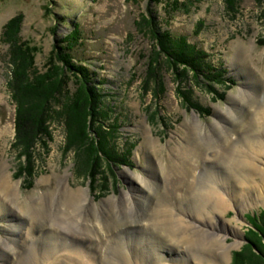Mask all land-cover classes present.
<instances>
[{
    "label": "rangeland",
    "instance_id": "rangeland-1",
    "mask_svg": "<svg viewBox=\"0 0 264 264\" xmlns=\"http://www.w3.org/2000/svg\"><path fill=\"white\" fill-rule=\"evenodd\" d=\"M172 2L173 0H0V170L5 166L12 175L13 184H20L19 199L9 200L5 194H0L4 199L3 203L7 202L0 211V239L11 236L9 228L15 226L21 230L19 236L27 242L34 244L36 239V243L43 246V234L37 227L38 230H34L36 223L31 221L33 216L24 214L21 203L39 206L36 201L40 204L42 197L56 192L60 174L66 175L68 187L70 185L72 189H87L92 202L101 207L105 200L120 199L127 194L148 197L150 190L139 177L146 176L150 159L159 168L162 164H167L172 148H176L174 152L177 151L175 156L178 158L179 150L187 148L189 143L201 145L208 139L229 135L231 139L218 152L221 150L222 154L235 146L246 149L243 145L244 136L251 133L255 119L251 111L245 127L237 125L240 119L236 118L237 124L226 120L233 110L244 117L249 110L248 102H252V96L258 94L259 78H264V0H202L191 6L189 12L184 7L174 12ZM150 11L156 18L159 30L185 35L191 43L203 48L209 54L207 60L219 70L225 71L223 81L210 79L204 73L185 71L184 65L167 60V55L159 49L154 39ZM14 18L21 22L20 43L25 51L31 52L32 57L28 63L38 75L44 74L49 67L56 36L64 38L77 26L81 31L80 42L71 50V54L76 64L90 70L92 81L102 96L97 110L98 119L88 125V136L96 147L101 142V131H105L104 148L112 153L110 157L95 158L98 165L93 182L89 178V144L78 143L75 138L77 132L72 136L69 133L66 114L60 105L64 99L50 108L49 115L46 114L47 132L32 145L31 156H24L26 148L16 136L17 100L10 86L17 61L11 60L10 42L3 38L6 24ZM240 46L245 47L246 56L243 58V54L238 53ZM157 55L158 70L149 76L152 80H148L149 62L153 57L156 59ZM20 57L18 62L22 64L24 59ZM73 92L75 86L70 82V96ZM187 98L190 103L198 104L200 109L190 108ZM259 100H262V96ZM219 126L225 128V132ZM259 131V137L264 143L263 130ZM146 135H152L158 140L160 151L157 155L147 151L144 145ZM225 141L226 139L219 145ZM19 153L24 157L20 158ZM124 155L126 160L123 159ZM26 166L28 172L24 170ZM258 166L263 167L259 163ZM224 168L217 160H205L200 163L196 178L204 180L207 171L224 176ZM255 177L260 179V176ZM42 180H45L44 183H41ZM169 189H165L168 191L162 197L167 196L169 211L174 213L188 210L191 196L186 194V189L182 188L179 194ZM160 193L154 198V202L159 201L162 196V192ZM230 204L232 207L223 215L213 212L212 222L217 224L218 233L226 236L227 246L234 245L231 258L227 261H203L204 264H233L234 254L240 252L249 241L262 245L257 234H252L256 230L250 219L252 215L264 210V196L260 200L253 196L239 206L234 202ZM139 226L128 229L120 237L125 243L131 241L133 249L134 241L141 235L142 227ZM48 232L55 234L56 229H48ZM59 238L60 236L56 239ZM84 241L77 246L89 253L92 246L99 243L87 242L86 239ZM138 241H141L138 243L142 248L141 263L155 264L151 262L152 252L155 254V251L161 249L155 234H142ZM28 246L13 255L10 261L5 258L9 251H4L0 246V264H31L28 261ZM58 247L56 252L61 249L63 253L64 247L68 246L59 244ZM67 249L74 251L72 246ZM175 252L180 256L177 257L178 260L170 252L169 257H164V262L156 264H200V256L191 255L183 246L175 249ZM22 253L25 257H21ZM96 258L97 264H100L99 257ZM103 263L104 259L101 264Z\"/></svg>",
    "mask_w": 264,
    "mask_h": 264
},
{
    "label": "bare ground",
    "instance_id": "bare-ground-1",
    "mask_svg": "<svg viewBox=\"0 0 264 264\" xmlns=\"http://www.w3.org/2000/svg\"><path fill=\"white\" fill-rule=\"evenodd\" d=\"M238 53L243 54L242 58L246 56L244 54L245 47L240 46ZM248 73L252 75L251 71ZM259 80L258 94L252 96V102H248L249 110L244 114V117L242 114L239 116L233 110L226 120L232 124L233 122L237 124L236 118L240 119L241 121H238L237 125L245 127L251 111L255 119L251 133L246 137L244 136L243 145L246 146V149H238L235 146L232 150H227L222 154L221 150L218 152V149L231 139V136L228 137L229 135H222L217 139H208L206 143L201 145L200 143H189L187 148L179 150L180 153L176 154L178 158L175 156L177 151L174 152L176 148H172V152L168 154L170 161L167 164H162L159 168L155 162L153 165L150 159L146 176H138L144 186L150 190L148 197L143 195L134 197L127 194L120 197L123 201H120L119 198L116 200L110 198L102 202L101 207L92 202L87 189H72L70 185L68 187L65 182L66 175L60 174L57 178L59 180L57 181L56 192L53 195L46 194L40 199V204L36 201L35 203L39 206H33L32 203L28 202L21 203L24 214L28 217L33 216L31 221L36 223L34 230L39 228L43 234L41 238L43 239V246L38 245L36 239H33L34 244L27 242L19 236L21 231L18 230L19 227L12 226L9 228L11 236L0 239V246L4 251H9L5 258L11 259L13 255H17L21 249L29 245L27 247L30 249L28 261L31 264H97V256L100 264L103 259L104 263L107 261L109 264H142V253L140 252L142 248L141 244L138 243L141 241L138 240L142 238V234L150 233L155 234V239L161 248L155 251V254L152 252V263L164 262V257H169L170 252L178 260L177 257L180 258V256H177L176 252L178 251L175 252V249L178 250L181 246L191 255H199L200 264H204L203 261L207 263L218 259L221 261L229 260L234 245L227 246L226 236L219 234L217 224L212 222V214L217 212L223 215L232 207L230 202L239 206L248 199L251 200L253 196L258 200L263 199L264 143L259 137L261 133L259 130L262 129L264 134V78H259ZM260 96H262V100H259ZM219 127L221 128V126ZM225 130V128H221L222 132ZM145 138L144 145L147 147V151L150 150L151 153L157 155L160 151L158 140L152 135H146ZM224 139L226 141L219 145ZM211 159L217 160L219 164L222 163L226 174L223 176L217 172H213V174L207 171L206 178L200 181L196 178L197 169L200 167V163ZM258 163L263 167L258 166ZM258 173L259 175H257ZM126 175L128 174L126 173ZM255 176H260V179L258 180ZM44 181L42 180L41 183ZM19 186L20 184H13L11 173L9 174V170L2 166L0 170V194H5L9 200L19 199ZM163 187L170 188L169 191L172 190L177 194L182 188L183 190L186 189V194L191 196L188 210L184 209L174 213L169 211V204L166 203L167 196L162 198L164 192L168 190ZM160 192H162V196L156 203L154 198L161 195ZM3 202L4 199L0 195V211L4 207L3 204L6 203L7 205V202ZM230 222L232 223V220ZM135 225H140L142 231L138 240L134 241L133 249L130 244L131 241L125 243L120 237L122 233L135 227ZM48 229H56V233H49ZM58 236L60 238L56 239ZM84 239L87 242L99 241V243L95 247L92 246L89 253L82 251L81 248L83 249V247L77 246L85 242ZM103 240L105 241L103 242ZM168 242L172 244L170 245ZM59 244L72 246L74 251L64 247L63 253H61V249L57 253ZM84 248L86 247L84 246ZM67 252H70L69 255ZM21 257H25L23 253Z\"/></svg>",
    "mask_w": 264,
    "mask_h": 264
},
{
    "label": "trees",
    "instance_id": "trees-1",
    "mask_svg": "<svg viewBox=\"0 0 264 264\" xmlns=\"http://www.w3.org/2000/svg\"><path fill=\"white\" fill-rule=\"evenodd\" d=\"M201 1L173 0L171 7L174 8V12L180 10L181 7L189 12L191 6H195ZM150 13L153 17L152 33L154 39L159 49L167 55V60L170 62L175 61L180 66L184 65L185 71L192 70L196 74L204 73L210 79L223 81L225 71L219 70L211 61L207 60L209 54L203 48L191 43L185 35H174L168 30H159L156 18L153 16L152 11ZM20 23L15 18L10 20L4 28L3 38L10 42L11 60L17 61L10 86L14 98L17 100L16 136L26 148L25 152L27 153H24V156L26 158L31 156L32 145L47 132L46 114L50 112V108L55 103H61L60 101L64 99V102L60 105L66 114L65 121H67L69 133L72 136L74 132H77V136H75L77 142L80 144H86L87 142L89 144L87 146V150L91 154L88 157V163L91 165L89 178L93 182L94 174L97 171L96 166L98 165L96 159H99V156L110 157L111 152L104 148L105 131H101V142L96 147L88 136V125L98 119L99 111L97 110H99L98 106L102 96L92 81L90 70L76 64L71 54V50L80 42L81 31L77 26L64 38L56 36V43L49 58V67L44 74L38 75L28 63L32 57L31 52L25 51L20 43ZM196 31L198 32L197 29ZM54 35H56V32ZM158 55L156 59L153 57L149 62V75L146 78L148 80H152L149 76L158 70V63L156 62L159 59ZM19 56L24 59L22 64L18 62ZM70 82L75 86V92L71 96L69 94ZM187 101L189 102L188 98ZM189 107L200 109V106L193 102H189ZM18 155L20 158L24 157L20 153ZM116 156L120 157L118 154ZM124 157L125 155L123 159L126 160V157ZM29 164L30 162H28ZM27 166L24 170L28 172ZM250 222L256 230L252 234H257V239L262 245L260 246L255 241H249L240 252L234 254L233 264H264V210L259 214L252 215Z\"/></svg>",
    "mask_w": 264,
    "mask_h": 264
}]
</instances>
